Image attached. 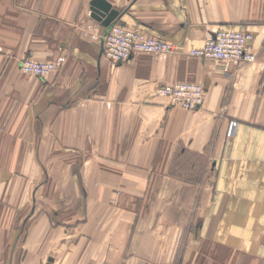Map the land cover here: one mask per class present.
<instances>
[{
    "label": "crops",
    "instance_id": "crops-1",
    "mask_svg": "<svg viewBox=\"0 0 264 264\" xmlns=\"http://www.w3.org/2000/svg\"><path fill=\"white\" fill-rule=\"evenodd\" d=\"M93 1L0 0V264H264V0H105L114 24L186 50L250 33L239 67L114 65ZM173 82L202 85L203 106L159 95ZM50 158L72 180H46Z\"/></svg>",
    "mask_w": 264,
    "mask_h": 264
},
{
    "label": "built area",
    "instance_id": "built-area-1",
    "mask_svg": "<svg viewBox=\"0 0 264 264\" xmlns=\"http://www.w3.org/2000/svg\"><path fill=\"white\" fill-rule=\"evenodd\" d=\"M264 21V18H263ZM253 35L246 32L219 30L210 35L204 46L186 50L183 45L163 41L142 31L125 25L113 24L104 36L103 54L113 63L120 64L137 54L176 53L179 51L192 57H201L217 64L227 63L235 67L252 62L255 59L250 43ZM21 70L44 76L55 70L50 62L25 59ZM159 95L168 97L173 105H178L188 111H196L204 104L205 89L202 85L190 82H173L162 85ZM238 123L232 121L227 137L235 135Z\"/></svg>",
    "mask_w": 264,
    "mask_h": 264
},
{
    "label": "rangeland",
    "instance_id": "rangeland-1",
    "mask_svg": "<svg viewBox=\"0 0 264 264\" xmlns=\"http://www.w3.org/2000/svg\"><path fill=\"white\" fill-rule=\"evenodd\" d=\"M50 63H53V62H50ZM53 64L55 65V70L52 71L50 74L54 73L57 70L56 64L55 63ZM114 65H119V64H114ZM28 74L35 75L41 79H46V77L50 75L48 74V75L40 76L34 73H28ZM71 171L74 172V170H71ZM75 175H76L75 177H80V174L78 173H76ZM71 176H72V173L70 172L66 173V168L64 165L63 167H60L58 158L46 159V180H50L52 182H65L67 180H72L73 177L71 178Z\"/></svg>",
    "mask_w": 264,
    "mask_h": 264
},
{
    "label": "water",
    "instance_id": "water-1",
    "mask_svg": "<svg viewBox=\"0 0 264 264\" xmlns=\"http://www.w3.org/2000/svg\"><path fill=\"white\" fill-rule=\"evenodd\" d=\"M91 5L93 18L110 29L115 20L119 17V12L112 9V5L105 0H94Z\"/></svg>",
    "mask_w": 264,
    "mask_h": 264
}]
</instances>
